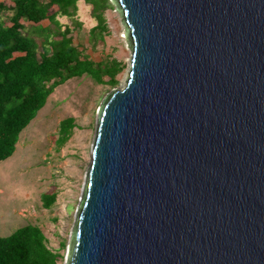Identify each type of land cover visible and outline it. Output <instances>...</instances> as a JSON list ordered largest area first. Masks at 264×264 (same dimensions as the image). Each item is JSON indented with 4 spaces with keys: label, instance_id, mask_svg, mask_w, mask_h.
<instances>
[{
    "label": "water",
    "instance_id": "water-1",
    "mask_svg": "<svg viewBox=\"0 0 264 264\" xmlns=\"http://www.w3.org/2000/svg\"><path fill=\"white\" fill-rule=\"evenodd\" d=\"M102 100L64 264H264V0H109Z\"/></svg>",
    "mask_w": 264,
    "mask_h": 264
},
{
    "label": "rangeland",
    "instance_id": "rangeland-1",
    "mask_svg": "<svg viewBox=\"0 0 264 264\" xmlns=\"http://www.w3.org/2000/svg\"><path fill=\"white\" fill-rule=\"evenodd\" d=\"M90 9L79 3L77 19L82 24L73 38L96 62L116 60L122 72L114 88L95 83L84 75L72 78L56 88L36 118L20 133L14 154L0 162V237H7L26 225L41 229L47 245L64 264L70 231L81 199L96 129V115L102 100L112 90L124 86L130 70V49L125 26L111 6L105 13L107 34L94 48L87 44L88 31L95 25ZM62 24L70 25L65 17ZM48 25L47 21L43 22ZM104 78V81H107ZM73 119L69 139L62 145L59 123ZM56 195L55 203L45 209L42 195Z\"/></svg>",
    "mask_w": 264,
    "mask_h": 264
},
{
    "label": "trees",
    "instance_id": "trees-1",
    "mask_svg": "<svg viewBox=\"0 0 264 264\" xmlns=\"http://www.w3.org/2000/svg\"><path fill=\"white\" fill-rule=\"evenodd\" d=\"M10 1V8L0 5V162L14 154L20 133L36 118L56 88L84 75L114 88L118 85L116 77L123 70L119 62L110 58L93 61L85 54V47L74 44L72 36L82 26L77 19L82 2L95 22L88 32L89 45L94 48L104 42V13L112 6L109 0ZM7 11L11 13L7 18L10 27L5 26ZM59 17L67 18L70 25L62 24ZM42 21L48 25L41 26ZM15 53L23 55L14 57ZM73 122L65 119L59 123L60 145L69 139ZM41 199L43 207L49 209L56 195H42ZM57 258L37 226L26 225L0 237V264H58Z\"/></svg>",
    "mask_w": 264,
    "mask_h": 264
},
{
    "label": "crops",
    "instance_id": "crops-1",
    "mask_svg": "<svg viewBox=\"0 0 264 264\" xmlns=\"http://www.w3.org/2000/svg\"><path fill=\"white\" fill-rule=\"evenodd\" d=\"M0 5H3L5 8H10L9 6L12 5L11 1L10 0H0ZM11 13L9 11H7V13L4 15V20H5V26L7 27H10L11 26V23L7 20L8 17H10ZM44 21L41 22V26L43 27H46L47 25H44L43 24ZM22 24H24L25 26L27 25H30L29 23H26V22H23L21 21ZM32 25V24H31ZM89 32V31H88ZM74 44L75 45H81L79 42H77L75 39H74ZM87 44H88V40H87ZM82 46V45H81ZM86 48V46H85ZM88 51L85 50V54L88 55L89 57H91L88 53ZM23 54H20V53H15L14 54V57L16 56H22ZM91 59V58H90ZM95 61V60H93Z\"/></svg>",
    "mask_w": 264,
    "mask_h": 264
}]
</instances>
